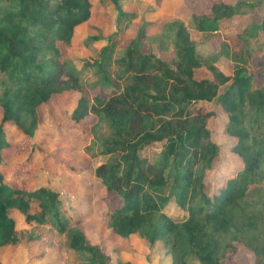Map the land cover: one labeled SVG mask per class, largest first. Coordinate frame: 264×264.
<instances>
[{"label": "trees", "instance_id": "1", "mask_svg": "<svg viewBox=\"0 0 264 264\" xmlns=\"http://www.w3.org/2000/svg\"><path fill=\"white\" fill-rule=\"evenodd\" d=\"M107 1L123 20L136 17L121 9L130 0ZM187 1L192 26L178 21L165 26L175 60L145 53L140 34L118 59L122 72L113 84L105 69L111 61L107 46L99 60L84 59L83 68L100 74L91 91L99 86L119 91L92 97L63 52L72 48L76 29L91 19V0H0V249L37 248L35 260L41 261L64 246L84 259L77 264H108L104 242H93L84 228L90 212L74 215L64 192L51 184L14 187L2 170L13 145L8 128L23 136L27 164L40 154L49 157L36 138L44 126L40 110L54 96L76 93L71 124H86L91 134L100 122L113 128L111 138L96 146L99 152L111 149L117 159L98 164L93 174L106 192L104 218L113 236L134 235L151 247L160 242L172 264H228L239 246L264 264V72L257 87L251 72L254 61L264 58V0ZM235 17L247 21L235 33H222L223 24ZM189 29L201 33L200 41ZM205 34L211 43L222 38L232 74L198 56ZM98 39L87 36L82 42L88 48ZM204 70L213 77L199 76ZM207 104L215 108L208 110ZM219 112L227 119L224 135L235 141L229 152L241 167L212 186L208 178L224 157L209 128ZM156 145L166 159L162 167L146 155ZM172 204L182 218L169 213Z\"/></svg>", "mask_w": 264, "mask_h": 264}, {"label": "rangeland", "instance_id": "2", "mask_svg": "<svg viewBox=\"0 0 264 264\" xmlns=\"http://www.w3.org/2000/svg\"><path fill=\"white\" fill-rule=\"evenodd\" d=\"M91 2L93 4L91 19L76 29L72 48L63 52L64 57L71 61L77 77H80L81 83L88 88L92 97L98 91L104 97L109 94H117L119 89L113 86H99L91 91L101 78L97 68H83L84 59L92 56L94 60H99L102 50L109 46L111 61L105 66V69L109 74L108 76L113 80L112 83L115 84L117 75L122 72V67L117 61L124 55L136 37L138 38L140 34L144 36L141 49L145 53L153 54L162 61L171 63L175 60V49L174 44H172V35L165 26L173 21H178L186 27L192 26L191 15L188 14L182 0H130L128 3L122 2L121 9L125 10L127 4L136 8V10L132 9L135 10L134 12L128 11L136 12V17L131 19L127 17L126 20L118 15L119 11L107 0H91ZM228 22L226 21L225 24ZM223 31L222 28V33ZM227 33L229 34V32ZM87 36H95L99 39L91 40L87 48L82 42ZM210 37V34L203 35V43L197 48L198 56L214 64L222 74H232L233 62L222 38H217L211 43ZM251 72L254 75V86L257 87L262 81L264 58L254 61ZM199 76L213 77L206 70L199 73ZM66 79V76H62V80ZM118 86L119 88L123 87L122 84ZM77 98L76 93L54 96L46 107L47 109L45 111L40 110L44 126L36 138L37 142L50 154L49 157L40 154L32 163L27 164L24 152L26 145L23 136L19 131L17 132V129L8 128V139L13 145L11 149L5 152L9 164L2 170L7 182L22 188H37L45 184L57 187L65 194V206L76 216L91 213V207L95 213L98 211L104 215L107 209L103 202L106 192L94 177V169L102 162L107 163L117 159V154L111 149H107L106 153L99 152L96 142L111 138L113 128L107 122H100L91 134L88 125L75 126L71 124L69 118ZM206 108L210 110L215 107L212 104H207ZM226 122V117L220 112L217 117L209 122L213 141L219 144L224 152L222 161L208 178L212 186L221 183L226 174L241 167L238 159L229 152L235 141L227 139L224 135ZM146 155L156 166L162 167L166 164V159L160 154L159 145L147 149ZM23 170L29 171L21 173ZM18 174L32 175L30 178H24ZM117 203L118 201L114 200V204ZM169 213L177 218L183 217V213L174 204L171 205ZM13 217L17 220L18 227H23L22 218L17 214H14ZM100 227L95 233L101 232ZM164 247L161 245L157 253L145 251L141 254L138 249L136 254L144 264H172V258L169 259L170 256ZM238 249L239 253L231 258L228 264H256L255 255L251 251L242 246H239ZM37 254V248L12 250L7 246L0 249V263L77 264L84 260L80 259L77 253L64 246L60 253L54 250L49 251L46 258L41 261L35 260ZM107 255L108 264H127L126 262L131 257L115 251H109ZM48 256L50 260L47 258ZM133 263L137 264L136 261ZM191 263L198 264L195 261H191Z\"/></svg>", "mask_w": 264, "mask_h": 264}, {"label": "crops", "instance_id": "3", "mask_svg": "<svg viewBox=\"0 0 264 264\" xmlns=\"http://www.w3.org/2000/svg\"><path fill=\"white\" fill-rule=\"evenodd\" d=\"M227 1H235V0H227ZM182 2L188 11V14H190L191 9H192V5L187 0H182ZM204 2H206V0H197V3L199 5L204 3ZM132 9L136 10V8H132L129 4H127V6L125 7V10L134 12L135 10L133 11ZM246 19L247 18H245V17H243V18L235 17V18L229 20L228 23H226V24L224 23L223 24V30H224L223 33L224 32L225 33H227V32L235 33L236 31L240 30L243 27V24L247 21ZM189 31H190V33L194 39H196L197 41H200L201 33L197 32L193 29H189ZM203 77H205V76H203ZM11 185L14 187H17V188H22L16 184H11ZM103 218H104V215L102 214V212L97 211V213H95V210H92V212L90 214V220L85 224V227H84L86 230V233L89 235V237L91 238V240L93 242H95V243L104 242V248H105L107 253L109 251H111V252L115 251L117 253H124V254L130 255L131 257H130V259H128V262H126L127 264H134L133 263L134 261H136L137 264H139V263L144 264L143 261L141 260V258L137 257L136 251L138 252V249H139V252L141 254H143L145 251H148V253H153V252L157 253L160 250L159 247H161V245H163L162 243L158 242L154 246L151 247V246H149V244L138 239L134 235L130 236L128 239H124V240L119 239V238L113 236L107 230L106 220H105V218L104 219ZM99 227L101 228V232L95 233V231H98L97 228L99 229ZM47 258L49 259V256ZM169 259H171V256ZM45 261H47V260H45Z\"/></svg>", "mask_w": 264, "mask_h": 264}]
</instances>
